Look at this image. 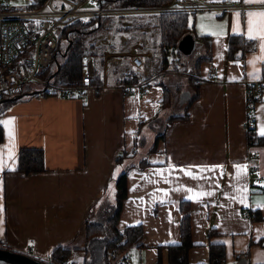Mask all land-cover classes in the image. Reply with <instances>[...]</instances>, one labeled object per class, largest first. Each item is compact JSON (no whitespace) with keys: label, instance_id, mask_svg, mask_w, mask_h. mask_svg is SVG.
Masks as SVG:
<instances>
[{"label":"crops","instance_id":"1","mask_svg":"<svg viewBox=\"0 0 264 264\" xmlns=\"http://www.w3.org/2000/svg\"><path fill=\"white\" fill-rule=\"evenodd\" d=\"M248 7L247 10H264L261 5ZM235 11L241 10L216 14L213 19L208 18L213 14L210 12L190 17V25H193L197 35H208L201 33V23L223 25V32L219 36L208 35L211 37L212 59L200 67V74L207 81L199 86V96L189 108V118L173 122L167 130L166 140L159 141L156 148L148 150L145 158L149 166L141 171L133 169L128 174V196L118 226L125 228L140 224L144 233L143 247L130 249L125 254L132 264H169L167 247L181 242L179 203L182 201L191 204L194 246L188 254L190 264H209L210 242L224 244L227 264H264V235H261L264 232V209L256 208L257 202H264V187L259 186V181H264V143L248 142L243 85L245 79L255 80L250 75L254 72L250 61L261 53L245 39L249 48L245 57L230 59L229 39L231 35H236L232 32ZM245 11H241L242 31ZM113 18L109 28L95 36L94 44L98 43L97 50L102 52V56L110 47L126 54L158 55L153 16ZM215 30L220 31L219 28ZM146 61L145 76L152 82L143 97L123 91L121 83L117 82L122 70L117 68L110 72L108 84L95 80L97 88L91 91L90 100L85 105L77 98L30 95L14 103L2 116L1 121L11 118L15 121V157L14 164L12 160H7L5 149L9 141L4 128L0 150H5L3 156L7 166L0 172L3 181L0 204L4 207V234L0 236V243L41 259L49 257L58 246L68 247L76 249L70 261L83 263L81 249L86 243L85 221L100 201L109 195L107 192L113 180L128 166L124 165L125 159L119 160L118 157L134 150L136 132L160 109L165 86L173 88L176 93L173 106L167 109L169 111L175 106H184L193 93L187 77L184 78L186 81H169L151 70L148 57ZM263 64L257 62L255 65L260 69L257 79L262 78ZM185 83L187 86H184ZM179 90L183 91L179 93ZM182 94L187 95L184 103L179 102ZM262 108L264 93L255 104L254 133L257 137H260L257 135L258 128L264 125ZM145 131L144 127L141 134ZM25 147L43 149L46 168L42 172L22 174L16 171L19 151ZM254 158L258 160V165L253 164ZM234 164L249 166L246 181L250 189L248 208L225 197V193L228 196L234 194L229 184L235 181L230 180L228 175L220 179L219 169L207 173L217 177L216 181L193 180L176 171L172 176L179 179L170 177L168 184L153 172L154 169L169 170L171 166L177 169L191 167L195 172L194 166L223 165L225 173L231 174ZM11 167H15V171L9 170ZM255 173H259V177ZM149 179L158 183H149ZM216 182L221 188L215 189V195L201 202L186 199L184 191L172 190L184 185L213 191L209 184ZM157 187L168 190L169 195L162 196L156 191ZM134 188L135 191L132 190ZM152 193L155 195H150ZM159 199L165 203H159ZM221 204L225 207L214 206ZM245 211L252 217H245L242 214ZM257 215L261 219H256ZM211 230L217 233L210 238ZM225 241L230 244H225ZM238 254L247 256L238 259ZM123 255H118V258Z\"/></svg>","mask_w":264,"mask_h":264},{"label":"trees","instance_id":"2","mask_svg":"<svg viewBox=\"0 0 264 264\" xmlns=\"http://www.w3.org/2000/svg\"><path fill=\"white\" fill-rule=\"evenodd\" d=\"M47 0H30L28 8L37 9L42 7ZM172 0H98V7L102 9H121L132 7H146L166 5ZM192 14L184 12L163 13L155 18V28L158 37L159 55L161 63L158 72H165L172 64H178L171 67L172 71H180L186 75L188 83L193 89L192 96L182 107L175 106L173 110H167L172 107L175 90L171 87H164V99L161 102L160 109L154 118L140 125L136 132L135 147L131 153L124 152L118 158L119 160L126 157H133L136 154L140 137L144 127L148 126L151 131L159 132L151 149L156 148L161 140H166L169 126L176 121L187 120L189 118V108L192 102L199 96V86L207 80L200 74L202 63L212 59L211 54V37L208 35H197L193 25H190ZM114 16H94L82 18L73 21L59 29V44L54 56L52 65L39 72V75L49 79L57 87L77 85L82 76L84 69L83 59L87 54H92L100 61L102 52L97 50L90 39L104 32L113 23ZM126 17L125 15L118 16ZM191 34L196 42V57L188 60L179 50V43L186 35ZM71 43V45H70ZM69 49L67 50L68 46ZM245 39L241 35H231L229 39V57L230 59H243L249 50ZM123 70V69H121ZM170 71V70H169ZM100 73V72H99ZM97 73L94 79L102 80L101 75ZM139 74L132 73L124 75L121 71L117 82H139ZM262 78L264 79V64L262 65ZM95 84V83H94ZM151 84V82H150ZM149 84V86H150ZM177 84V83H176ZM178 85V84H177ZM183 90H179V93ZM24 92H34L30 95H56V92L50 93L43 87L37 88L27 86ZM24 95L19 99L0 101V121L7 110L17 101L28 97ZM3 100V99H2ZM249 144L264 143V138L257 137L254 130L248 133ZM144 138V137H143ZM4 141V127L0 125V143ZM150 163L146 158L141 159L137 164H130L125 167L115 179V199L109 201L107 196L100 201L85 221L86 243L81 249L84 253L82 264H116L121 263L127 251L133 248L140 249L143 247V226L130 225L125 228H119V219L123 210L125 201L128 196V174L131 170H143ZM45 156L42 148L25 147L21 148L18 154L16 171L22 174H34L42 172L45 169ZM181 212L180 232L181 242L168 246L169 264H190L188 254L194 246L192 241V223H191V204L189 201L179 203ZM256 219H261L260 215ZM216 231L211 230L210 238ZM4 248L9 247L2 244ZM73 250L72 248L58 246L51 251L49 259L53 264H77L70 261ZM124 254L121 258L118 255ZM225 246L222 243L209 244V264H227ZM247 254H238L237 258L246 257ZM0 264H7L0 262Z\"/></svg>","mask_w":264,"mask_h":264},{"label":"built area","instance_id":"3","mask_svg":"<svg viewBox=\"0 0 264 264\" xmlns=\"http://www.w3.org/2000/svg\"><path fill=\"white\" fill-rule=\"evenodd\" d=\"M87 1L98 4V0H47L42 7L32 9L28 8V5H12L8 0H0V101L22 94L27 86L37 84L48 89L50 93L56 92L58 97L77 98L85 105L90 100L91 91L97 88L94 84L96 74L100 72L103 85H106L110 72L117 68L123 69L124 75L137 73L140 76L139 82L120 84L126 94L143 97L148 93L152 79L145 76V71L146 57L150 56L140 52L126 54L111 47L104 52L100 61L96 56L87 54L90 58L77 85L59 88L49 79L40 76L39 72L50 67L54 61L59 44V29L73 21L94 16H157L172 12L189 14L210 12L221 15L228 11H245L249 8L243 3L172 0L166 5L93 9L84 6ZM25 21H37L38 24L28 28ZM95 45L98 46V43ZM255 48L253 46V49ZM243 85L246 106L245 129L249 132L256 126L255 104L264 93V79H245ZM252 162L258 165L256 158ZM242 214L245 217H252L246 211ZM0 248H4L2 243ZM35 258L46 264H53L49 257ZM121 263L132 264V261L127 257ZM111 264H116L115 260L111 261Z\"/></svg>","mask_w":264,"mask_h":264},{"label":"snow or ice","instance_id":"4","mask_svg":"<svg viewBox=\"0 0 264 264\" xmlns=\"http://www.w3.org/2000/svg\"><path fill=\"white\" fill-rule=\"evenodd\" d=\"M213 2H227V3H243L245 5H261L264 6V0H213ZM216 16V13H213L209 19H213ZM241 11H235L233 13V17L235 20L234 26L232 28L233 34L241 35L244 39L250 42V46L257 47L259 52L261 53L260 56H257L253 59V61H250V63L254 67V72L250 75L253 77V79L259 78L256 74L260 71L259 68H256L255 65L257 62L264 63V10H247L243 13V16L245 17L244 21V30H241ZM202 20L204 18H201ZM223 25H215V26H209L201 23L200 25V31L202 34H208V35H214L219 36L223 32ZM219 28L220 31L217 32L215 29ZM219 42V41H217ZM239 66V65H237ZM235 79V78H233ZM264 111V108L261 109ZM134 118V117H133ZM147 117H145L146 119ZM14 118L7 119L0 121V125H3V127L7 130V137H8V145L6 146V152H7V160H12L14 164V141H15V135H14ZM130 135H135V133H130ZM257 135L264 138V125H261L258 128ZM0 150V172L4 170V168L7 166L4 161L3 151ZM153 163H162V161H153ZM196 168V171L194 172L191 167L185 169V168H179L177 169L175 166H171L169 170L165 169H154L153 172L156 176L160 178V180L168 184L170 182V177L173 179H179V177H173L172 173L179 171L184 174V176L193 179V180H205V181H216L217 177L215 176H208L207 173L209 172H216L219 169V178L223 179L225 175H228V178L230 180H234V184H229V187L233 188L234 194L231 196H228L227 193H225V197L229 199L230 201H234L237 204L243 206L244 208L250 207L248 204V192H249V186L247 184V177L249 175V166L247 164H234L233 165V173L227 174L224 171L223 165H214V166H194ZM9 170L15 171V167H11ZM120 169L117 168L116 172L119 173ZM165 171L168 172L167 175H165ZM259 177V173H255ZM149 183L156 184L157 181L148 180ZM259 186L264 187V181H259ZM210 188H213V191H205L202 188H188L184 185H181L179 188L172 189L173 191H184L187 193L185 196L186 199L189 200H195L196 202H201L205 198H210L213 195H215V189H220L221 185L216 183L209 184ZM199 189V190H198ZM135 191V188L132 189ZM3 191V181L0 179V193ZM157 192H160L162 196L167 197L169 195V191L166 189H161L157 187ZM150 195H155V193H152ZM0 200H2V196H0ZM159 203L163 204L165 201L163 199L158 200ZM219 207H225V205H214ZM256 208L264 209V202H257ZM255 210V209H253ZM3 212L4 207L3 204H0V236H3L4 229L2 227L4 221H3ZM169 217H171V213H169ZM171 222V219H170ZM219 227V225H217ZM261 235H264V232H261ZM259 240V236L257 237ZM175 243V242H173ZM225 244H230L229 241H225Z\"/></svg>","mask_w":264,"mask_h":264},{"label":"rangeland","instance_id":"5","mask_svg":"<svg viewBox=\"0 0 264 264\" xmlns=\"http://www.w3.org/2000/svg\"><path fill=\"white\" fill-rule=\"evenodd\" d=\"M29 2H30V0H13V1H11V4L12 5H17V4L27 5ZM9 4H10V2H9ZM84 6L87 7V8H93V9H97L98 8V4L97 3L90 2V1H87L84 4ZM137 16L140 17V16H144V15H137ZM114 17H118V16H114ZM153 18H154V16H153ZM36 24H38L37 21H25V25L28 28H30V27H32L33 25H36ZM106 30H107V28L104 31H106ZM94 41H95V36L90 39V43H94ZM155 47H157V46L155 45ZM195 53H196V44H195V47L193 48L191 54L188 55V57H187L188 60H191L193 58L195 60V57H196ZM89 58H90V56H87V55L84 57V59H83L84 66L87 65ZM148 60L151 61V70L155 74H157L159 76H164L166 79H169V81L170 80L177 81L179 79H184V78L186 79V76H183L185 74H183L182 72H180V71L176 72V71H172L171 70V67H173L174 65H178V64H172V66L168 67L167 70H165V72H163V73L158 72L159 65L161 63L159 52H158V55L155 56V57L154 56L153 57L152 56L148 57ZM31 86L32 87L41 88V86L37 85V84L31 85ZM184 86H187L186 83L184 84ZM146 129H147V131H145L144 134H141V135H145V134L146 135L143 136L144 138L140 137L139 145L137 146L135 156L124 158L125 159L124 160V165L125 166L130 165L132 163H136L137 164L141 159L145 158V156H148V150L153 145L154 140H155V136L159 132H156L155 130L151 131V129L148 126L145 127V130ZM113 181L114 182L110 185V187L108 189V192H107V193H109V195H107V197L109 198V201H111V202H114V199H115V184H114L115 183V179Z\"/></svg>","mask_w":264,"mask_h":264},{"label":"water","instance_id":"6","mask_svg":"<svg viewBox=\"0 0 264 264\" xmlns=\"http://www.w3.org/2000/svg\"><path fill=\"white\" fill-rule=\"evenodd\" d=\"M195 39L191 34L186 35L183 37V39L179 43V50L184 53L185 55L191 54L193 48L195 47ZM71 45V43H70ZM70 45L68 46L67 50L69 49ZM34 92H25L19 95H16L14 97L5 98L1 100V102L6 100H15L19 99L24 95H30ZM187 98L186 94H182L180 96V103H184ZM0 262H4L7 264H46L45 262H42L35 257H33L30 254L21 253L18 251H15L13 249H7V248H0Z\"/></svg>","mask_w":264,"mask_h":264}]
</instances>
